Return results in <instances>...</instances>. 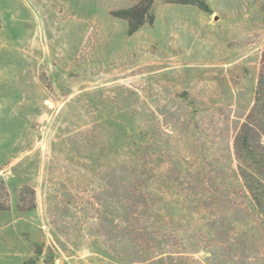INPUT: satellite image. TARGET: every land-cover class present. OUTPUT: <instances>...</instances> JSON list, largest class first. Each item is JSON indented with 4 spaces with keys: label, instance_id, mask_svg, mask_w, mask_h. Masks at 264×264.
I'll return each mask as SVG.
<instances>
[{
    "label": "rangeland",
    "instance_id": "1",
    "mask_svg": "<svg viewBox=\"0 0 264 264\" xmlns=\"http://www.w3.org/2000/svg\"><path fill=\"white\" fill-rule=\"evenodd\" d=\"M139 2L0 0V264H264V0Z\"/></svg>",
    "mask_w": 264,
    "mask_h": 264
},
{
    "label": "trees",
    "instance_id": "2",
    "mask_svg": "<svg viewBox=\"0 0 264 264\" xmlns=\"http://www.w3.org/2000/svg\"><path fill=\"white\" fill-rule=\"evenodd\" d=\"M158 0H140V2L126 10L114 12L113 14L128 22L129 33L133 34L146 24L155 21V4ZM170 3L181 5H196L201 10L210 13L211 9L205 0H165ZM264 115V54L262 59V74L260 76L255 107L250 115V120L257 115ZM259 131L252 123H245L235 140V151L238 159L239 176L252 195L257 208L264 214V182L261 181L248 165L249 161L255 164H264V146L258 143Z\"/></svg>",
    "mask_w": 264,
    "mask_h": 264
}]
</instances>
